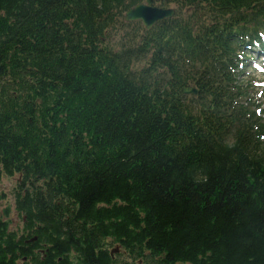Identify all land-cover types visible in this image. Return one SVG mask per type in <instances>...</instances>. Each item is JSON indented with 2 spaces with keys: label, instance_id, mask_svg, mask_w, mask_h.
Masks as SVG:
<instances>
[{
  "label": "trees",
  "instance_id": "1",
  "mask_svg": "<svg viewBox=\"0 0 264 264\" xmlns=\"http://www.w3.org/2000/svg\"><path fill=\"white\" fill-rule=\"evenodd\" d=\"M140 3L175 15L125 22ZM255 45L264 0H0V172L24 226L0 218V264H264Z\"/></svg>",
  "mask_w": 264,
  "mask_h": 264
},
{
  "label": "rangeland",
  "instance_id": "2",
  "mask_svg": "<svg viewBox=\"0 0 264 264\" xmlns=\"http://www.w3.org/2000/svg\"><path fill=\"white\" fill-rule=\"evenodd\" d=\"M121 34L122 31H117L116 35H113L114 40H118ZM242 50L243 59L242 64L240 65L241 74L239 80L243 85H247V99L250 103L259 105V109L264 111V66H261L264 64L262 62V59L264 58L261 57L264 53V45H255L252 48L245 47ZM19 181L20 178L18 175L7 177L0 172V195L3 197L0 200V218L7 221L9 223L10 231L17 233L18 236L24 232L23 218L15 209V196L18 190ZM108 249L118 250L117 252H114L117 259L127 258V256L115 245L110 246Z\"/></svg>",
  "mask_w": 264,
  "mask_h": 264
},
{
  "label": "water",
  "instance_id": "3",
  "mask_svg": "<svg viewBox=\"0 0 264 264\" xmlns=\"http://www.w3.org/2000/svg\"><path fill=\"white\" fill-rule=\"evenodd\" d=\"M175 15V9L152 7L146 4L140 3L129 9L124 14L125 22L139 21L146 30H150L156 23L172 18ZM184 95H197L196 89L192 87H186L183 89ZM117 249L110 251L112 255L117 252Z\"/></svg>",
  "mask_w": 264,
  "mask_h": 264
},
{
  "label": "clouds",
  "instance_id": "4",
  "mask_svg": "<svg viewBox=\"0 0 264 264\" xmlns=\"http://www.w3.org/2000/svg\"><path fill=\"white\" fill-rule=\"evenodd\" d=\"M229 147L233 146V145H228Z\"/></svg>",
  "mask_w": 264,
  "mask_h": 264
}]
</instances>
